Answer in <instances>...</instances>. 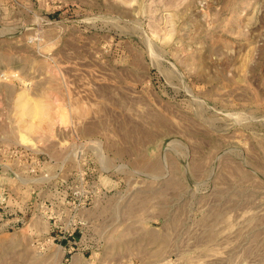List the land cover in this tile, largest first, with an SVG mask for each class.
I'll return each instance as SVG.
<instances>
[{
	"label": "rangeland",
	"instance_id": "obj_1",
	"mask_svg": "<svg viewBox=\"0 0 264 264\" xmlns=\"http://www.w3.org/2000/svg\"><path fill=\"white\" fill-rule=\"evenodd\" d=\"M0 264H264V0H0Z\"/></svg>",
	"mask_w": 264,
	"mask_h": 264
}]
</instances>
